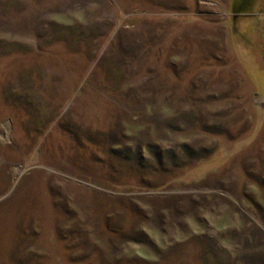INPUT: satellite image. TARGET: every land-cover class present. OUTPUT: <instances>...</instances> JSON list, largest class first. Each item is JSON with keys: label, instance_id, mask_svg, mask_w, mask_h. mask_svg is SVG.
Returning a JSON list of instances; mask_svg holds the SVG:
<instances>
[{"label": "rangeland", "instance_id": "rangeland-1", "mask_svg": "<svg viewBox=\"0 0 264 264\" xmlns=\"http://www.w3.org/2000/svg\"><path fill=\"white\" fill-rule=\"evenodd\" d=\"M0 264H264V0H0Z\"/></svg>", "mask_w": 264, "mask_h": 264}]
</instances>
